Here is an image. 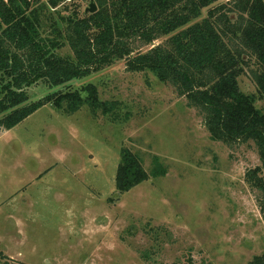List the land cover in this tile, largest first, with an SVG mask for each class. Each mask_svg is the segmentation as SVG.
I'll return each instance as SVG.
<instances>
[{"label": "rangeland", "instance_id": "374dc122", "mask_svg": "<svg viewBox=\"0 0 264 264\" xmlns=\"http://www.w3.org/2000/svg\"><path fill=\"white\" fill-rule=\"evenodd\" d=\"M90 3L57 11L79 5L83 15ZM253 69L250 60L240 89L264 110ZM87 83L129 117L46 104L10 130L0 124V264H248L264 252L261 193L246 180L261 165L254 142L212 140L198 108L153 73L129 71L125 59L62 86L39 81L27 88L29 102ZM122 146L148 171L158 155L167 175L118 196Z\"/></svg>", "mask_w": 264, "mask_h": 264}, {"label": "trees", "instance_id": "16d2710c", "mask_svg": "<svg viewBox=\"0 0 264 264\" xmlns=\"http://www.w3.org/2000/svg\"><path fill=\"white\" fill-rule=\"evenodd\" d=\"M217 1L94 0L96 12L81 15L77 5L65 15L57 7L66 0H0L1 126L10 130L46 104L66 114L87 105L94 115L125 121L121 103L102 99L92 83L37 102H29L27 92L39 81L62 86L125 59L129 71L153 73L198 108L212 140L255 143L261 165L246 180L260 191L264 215V110L238 80L254 60L252 73L264 100V0ZM161 37L167 39L154 44ZM167 173L158 155L148 171L139 155L122 146L117 195ZM248 264H264V252Z\"/></svg>", "mask_w": 264, "mask_h": 264}, {"label": "water", "instance_id": "95a60500", "mask_svg": "<svg viewBox=\"0 0 264 264\" xmlns=\"http://www.w3.org/2000/svg\"><path fill=\"white\" fill-rule=\"evenodd\" d=\"M97 9H98V7H97L96 3L94 2V0H91V3L86 8L85 12L86 13H94L97 11Z\"/></svg>", "mask_w": 264, "mask_h": 264}, {"label": "built area", "instance_id": "2783aa9c", "mask_svg": "<svg viewBox=\"0 0 264 264\" xmlns=\"http://www.w3.org/2000/svg\"><path fill=\"white\" fill-rule=\"evenodd\" d=\"M73 1H75V0H66V2H73Z\"/></svg>", "mask_w": 264, "mask_h": 264}]
</instances>
